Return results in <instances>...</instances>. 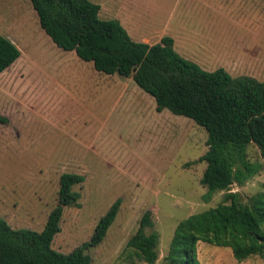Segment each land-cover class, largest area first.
I'll use <instances>...</instances> for the list:
<instances>
[{
    "label": "rangeland",
    "instance_id": "rangeland-1",
    "mask_svg": "<svg viewBox=\"0 0 264 264\" xmlns=\"http://www.w3.org/2000/svg\"><path fill=\"white\" fill-rule=\"evenodd\" d=\"M91 1L102 6V19L122 21L135 41L147 36L145 42L156 43L178 26L189 48L206 58L205 70H217V56L231 48V55L236 49L246 58L237 73L264 79V0ZM0 34L22 52L0 74V114L8 118L0 122V217L14 228L42 231L58 203L61 175L77 173L85 176L74 187L81 198L65 208L53 248L68 254L90 241L121 198L105 239L85 251L91 264H148L128 247L148 210L154 226L146 232L160 234L156 264H168L177 225L224 202L226 191L204 197L207 130L169 109L158 111L156 99L133 80L58 47L31 0H0ZM248 159L262 168L231 187L244 203L264 190V158L254 143ZM197 255L201 264H264L260 255L238 261L231 248L203 241Z\"/></svg>",
    "mask_w": 264,
    "mask_h": 264
},
{
    "label": "trees",
    "instance_id": "trees-1",
    "mask_svg": "<svg viewBox=\"0 0 264 264\" xmlns=\"http://www.w3.org/2000/svg\"><path fill=\"white\" fill-rule=\"evenodd\" d=\"M31 2L41 27L58 47L75 51L101 72L133 78L156 99L158 111L169 109L207 130L208 150L200 158L207 163L201 179L208 188L204 197L209 201L216 192L226 191L224 202L177 225L167 263L201 264L197 255L201 241L231 248L238 261L264 257V190L244 203L240 192L231 188L246 184L262 168L248 159V147L256 144L264 158V79L233 76L223 67L207 71L182 56L169 35L153 44L135 41L119 20L102 19L101 5L91 0ZM21 54L12 39L0 34V74ZM7 121L0 114V122ZM84 181L85 176L77 173L61 175L58 203L42 231L14 228L0 217V264H91L85 251L105 239L121 198L101 217L90 241L68 254L52 246L61 232L65 208L79 204L81 193L74 187ZM152 214L151 210L144 213L139 230L128 241V247L148 264H156L160 256V234L146 232L154 226Z\"/></svg>",
    "mask_w": 264,
    "mask_h": 264
},
{
    "label": "crops",
    "instance_id": "crops-1",
    "mask_svg": "<svg viewBox=\"0 0 264 264\" xmlns=\"http://www.w3.org/2000/svg\"><path fill=\"white\" fill-rule=\"evenodd\" d=\"M101 9H102V6H101ZM120 22H122V21H120ZM166 26L168 27V24H166ZM184 34H185V32L182 31L181 28L178 26L176 27L175 31H173V33H170L166 30V35L173 37L174 47L182 56H184L187 59H192L197 64H200V66L202 68H207L208 65L206 64L207 63L206 58L205 59L199 58L196 55V52L194 51L195 49H193V46H192V49L189 48L190 45H188L187 42L185 41ZM163 36H165V35H162L160 37V39H157L158 41H156V42H159ZM146 40H149V38L147 36H144V41H146ZM236 43H238V42H236ZM232 51L233 50H231V48H230L227 55H226V53H223V54L221 52L219 53L217 58L218 59L222 58V59L218 63V65H219L218 67L219 68H221V67L225 68L233 76H239V75H241V73H237L236 70H240V69L242 70L243 67H244L243 69L246 68V62H245L246 58L239 56V54H237V52H239V51L236 49H234V52L236 55L233 56V55H231ZM128 79L131 81L133 80V78H128Z\"/></svg>",
    "mask_w": 264,
    "mask_h": 264
}]
</instances>
